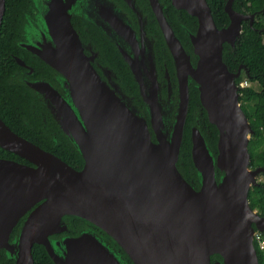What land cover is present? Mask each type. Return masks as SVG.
I'll return each instance as SVG.
<instances>
[{
    "label": "water",
    "instance_id": "water-1",
    "mask_svg": "<svg viewBox=\"0 0 264 264\" xmlns=\"http://www.w3.org/2000/svg\"><path fill=\"white\" fill-rule=\"evenodd\" d=\"M77 1L47 0L48 38L42 33L35 42L28 31L31 42L23 46L57 71L60 89L43 80L28 85L85 163L74 168L0 116V146L30 162L0 157V250L14 264H34L35 243L55 264H260L255 233L264 232V215L251 206L249 192L264 166H251L254 128L240 101L243 70L232 71L224 58V45L235 48L243 21L252 24L255 15L227 0L230 23L219 27L208 0H171L198 20L195 31L181 23L188 49L167 4L150 0L174 68L164 93L155 37L137 31L115 1L83 0L81 10L128 65L141 105L112 69L104 67L105 78L85 54L71 20ZM5 11L0 0V29ZM191 85L200 91L197 112L205 108L219 130L216 153L200 118L191 124L198 187L179 168ZM74 217L88 226L70 227Z\"/></svg>",
    "mask_w": 264,
    "mask_h": 264
},
{
    "label": "trees",
    "instance_id": "trees-1",
    "mask_svg": "<svg viewBox=\"0 0 264 264\" xmlns=\"http://www.w3.org/2000/svg\"><path fill=\"white\" fill-rule=\"evenodd\" d=\"M169 2L171 3V0ZM226 2L227 0H208L215 22L219 27L227 26L230 23L229 15L225 10ZM29 3L30 0H6V11L0 29V116L18 134L58 155L70 165L77 167L75 163L68 159L69 152L73 150L76 163L79 162L80 166H83L84 159L82 155L64 133V143L59 145L53 141L51 132L46 127V124L44 125L39 114L34 110L33 104L39 101L35 90L21 81L18 75H16L19 65L15 60V56H19L21 52H24L20 47L19 41L25 38L27 18H25L24 11L29 10ZM170 5L171 7L168 11L169 18L176 28H179V36L182 38L186 48L191 49L192 44L187 32L183 26L182 28L178 24L177 17L180 18L181 23L186 24L192 31L197 29L198 20L186 10L176 9L172 3ZM233 7L240 12L255 15L252 24L250 23V19L243 21V30L236 41L235 48L229 44L224 45V58L232 71H238L241 67L245 77L249 78L252 82L258 83L261 87L260 89H256L253 86H240V101L254 128V134L249 143L251 166H264V0H234ZM96 30L100 33L96 32L93 35L100 43L103 54L107 55L108 59L116 67L117 72L122 78L121 84L123 81L127 87H130L131 92L138 98V102L143 105L142 100H140L137 83L126 62H124L108 37L101 33L98 28L94 31ZM25 52L26 56L31 59V54L27 51ZM33 62L39 74L47 73L45 67L54 70V68L42 60L33 59ZM169 67L174 70L172 61L169 63ZM55 72L56 70H54ZM242 80L241 77L238 79L239 84ZM199 105H201L200 91L197 86L191 85L190 110L181 152L183 160L182 162L180 161L179 168L187 180L196 181L197 187L198 182L195 167L191 160V124L195 122L196 117L200 118L207 140L216 153L219 136V130L214 123L210 122L206 109L202 108L200 112H197ZM0 157L11 158L30 164L26 158L2 146H0ZM260 175L264 176V173L262 172ZM249 201L254 209H257L261 215H264V180H259L258 185L252 186L249 192ZM23 220L15 228L12 237L17 234ZM68 220L72 228L88 226V222L80 218L74 217L68 218ZM262 233L264 240V232L262 231ZM255 244L259 262L260 264H264V250L261 249L258 240H255ZM33 254L35 258L34 264H55L42 244H34ZM14 263L15 258L10 257L4 249H1L0 264Z\"/></svg>",
    "mask_w": 264,
    "mask_h": 264
},
{
    "label": "flooded vegetation",
    "instance_id": "flooded-vegetation-1",
    "mask_svg": "<svg viewBox=\"0 0 264 264\" xmlns=\"http://www.w3.org/2000/svg\"><path fill=\"white\" fill-rule=\"evenodd\" d=\"M87 1L89 2V0H86V2ZM113 1H115L119 6H121L125 10L134 28L137 31H140L142 29L146 32L147 35H153L155 37L156 39L155 40L156 62H157V66L159 69V76L162 79L163 92L167 93L168 91V87L166 86V83L168 82L167 76L170 77L169 73H171V75H174V70L170 69L169 67V63H171L172 61V56L169 53L168 48L166 46L165 39L162 34V30L155 16V12L151 5L150 0H113ZM160 1L162 4H167L166 13L169 16L168 11L171 7L170 5L171 3L169 2V0H160ZM75 5L76 6H74L73 9L71 10V13H72L71 20H72L73 26L75 27V29L77 30V32L79 33L81 37L85 54L89 58H91V61L94 64V66L101 72V74L105 78H106V75L104 72V67H108L109 69H112L114 71L116 75V79H118L121 82L122 78L117 72L116 67L108 59V56L103 54L100 43L96 40V38L93 35V33L99 32L98 30L94 31L96 28H98L101 31V33H103L104 35L105 33L99 27V25H97L94 21H92L89 17L85 15L84 10H81V8H83V6L85 5L83 0L77 1ZM48 8H49V3H47V0H30L29 10L24 11L26 15L25 18H27V23L25 25V38L19 41L20 47L23 49L24 52H21L19 56L17 55L15 56V60L19 65V70L16 73V75H18L21 81H23L27 85L28 83L43 80V81H49L53 85H57V88L60 89L61 86L57 83L58 81L56 79L57 71L54 73L55 69L54 70L47 69L45 67V70L47 71V73L39 74L36 70L33 59L42 60V61L44 60L40 58L38 55H36L34 52L30 51L28 48L23 46L24 42H27V43L31 42L27 28H28L30 21H32V19H34L38 23V27L36 26V31L33 33L35 42L41 41L42 33H45L46 37L48 38L47 25H46L45 18H44V15H45L44 13H46ZM37 13L40 16V23H39V19H37L38 17ZM177 20L179 22L178 24L182 27L181 20L179 17H177ZM172 24L175 30L177 31V33L179 34L178 32L179 28H176L173 22ZM25 51L31 54L30 55L31 59L28 56H26ZM18 58L21 59V61H23V64L18 61ZM121 85H122V88L126 92L130 94H134L131 92L130 87H127L123 81ZM135 99L136 101H138L137 100L138 98L136 96H135ZM39 101L33 104L34 110L36 111V113L39 114V117L43 120L44 125L46 124V127L51 132L53 141L56 144L61 145L62 143H64L63 131L60 129L58 123L54 119V116L52 112L50 111V109L40 99ZM68 159L76 164L77 167L73 165V167H75L76 169L83 168L85 161L82 164L83 166H80L81 164L79 162L76 163V158L73 155V150L69 152ZM70 233H74V231H70Z\"/></svg>",
    "mask_w": 264,
    "mask_h": 264
},
{
    "label": "rangeland",
    "instance_id": "rangeland-1",
    "mask_svg": "<svg viewBox=\"0 0 264 264\" xmlns=\"http://www.w3.org/2000/svg\"><path fill=\"white\" fill-rule=\"evenodd\" d=\"M39 13V12H38ZM37 13V19H39V23H40V16H39V14ZM34 24V25H33ZM33 26V27H32ZM36 26L38 27V23H37V21H35V20H33L32 19V21H30V23H29V25H28V28H27V31H29L30 33H34L35 31H36ZM241 78L243 79L242 81H244L245 80V75L243 74V75H241ZM249 82H251L250 80H249ZM252 84V86L253 87H255L256 89H260L261 87H260V85L258 84V83H256V82H252L251 83ZM258 180H264V176H262V175H260L259 177H258ZM257 210V209H256ZM258 211V210H257ZM259 212V211H258ZM260 213V212H259Z\"/></svg>",
    "mask_w": 264,
    "mask_h": 264
},
{
    "label": "built area",
    "instance_id": "built-area-1",
    "mask_svg": "<svg viewBox=\"0 0 264 264\" xmlns=\"http://www.w3.org/2000/svg\"><path fill=\"white\" fill-rule=\"evenodd\" d=\"M249 78H245V80L244 81H241L240 82V86H242V87H244V86H252V81L251 82H249ZM262 231H260V230H258L256 233H255V240H258L259 241V243H260V247H261V249H263L264 250V240H263V238H262Z\"/></svg>",
    "mask_w": 264,
    "mask_h": 264
},
{
    "label": "clouds",
    "instance_id": "clouds-1",
    "mask_svg": "<svg viewBox=\"0 0 264 264\" xmlns=\"http://www.w3.org/2000/svg\"><path fill=\"white\" fill-rule=\"evenodd\" d=\"M240 85V84H239Z\"/></svg>",
    "mask_w": 264,
    "mask_h": 264
}]
</instances>
